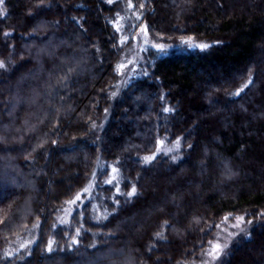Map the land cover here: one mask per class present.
<instances>
[{"label":"trees","instance_id":"trees-1","mask_svg":"<svg viewBox=\"0 0 264 264\" xmlns=\"http://www.w3.org/2000/svg\"><path fill=\"white\" fill-rule=\"evenodd\" d=\"M127 1L0 3V264H264V0Z\"/></svg>","mask_w":264,"mask_h":264},{"label":"rangeland","instance_id":"rangeland-1","mask_svg":"<svg viewBox=\"0 0 264 264\" xmlns=\"http://www.w3.org/2000/svg\"><path fill=\"white\" fill-rule=\"evenodd\" d=\"M128 1L126 4L127 6L126 8L130 9L132 5ZM119 39H120V44L123 47V57H124L121 60V64L125 65V67L121 68V72H120L122 74L121 84H123V82H126L132 74L139 71L140 67L145 61L144 54L146 53V50L148 51L154 50L157 52L160 50V48L156 46L163 45L164 46L163 51H169L170 49H172L173 46L172 44H165L161 41L158 42L154 40L144 31V26L142 22L138 24V26L132 33H129L127 31H121L119 34ZM186 41H188V43H186ZM183 44H185V46H189L190 44L199 46L202 43L200 44L192 39L190 40L182 39L179 41V43L174 45H178L179 49H183L184 48ZM113 169L110 171L109 178L111 181L117 179V171H113ZM66 212L67 211L64 212V215ZM242 221L240 219L237 220L233 219L221 223L215 232L214 239L210 243L209 247L206 249L205 254L195 264H216L218 259L225 252V250L228 248L230 243H232L233 239L235 238V235L237 236L243 233L247 234V232L249 231V227H250L248 225L249 223L244 224ZM216 243H219L222 246V251L220 252L218 258L213 259L212 256L206 255V253L210 251L213 244ZM224 245H226V247H224Z\"/></svg>","mask_w":264,"mask_h":264},{"label":"snow or ice","instance_id":"snow-or-ice-1","mask_svg":"<svg viewBox=\"0 0 264 264\" xmlns=\"http://www.w3.org/2000/svg\"><path fill=\"white\" fill-rule=\"evenodd\" d=\"M0 3H3V0H0ZM144 31L146 32L147 29L145 28ZM5 35H8V34L6 33ZM186 43H188V41H186ZM156 47H159L161 51L164 50V46H163V45H157ZM199 47H201V48H206V47H208V45H199ZM5 67H6L5 63H4L3 61H0V68H5ZM123 67H125V65H123V64H121V65L119 66V68H123ZM249 83H251V81H249ZM244 87H247V84L244 85ZM242 90H243V89H241V91H242ZM235 95H239V92L235 93ZM167 110H168V109H166V111H167ZM2 139H3V138L0 137V141H2ZM145 159L148 160V159H150V158H145ZM113 171H116V170L113 169ZM107 182H108V183H111L112 181L109 180V181H107ZM85 192H87V189H85ZM135 193H136V189H135V186H133L132 191H131L130 193H128L127 195L131 196V195H135ZM76 199H77V200L80 199V195H78ZM73 202H75V201H73ZM225 219H227V218H225ZM239 219L242 221V220H243V217H240ZM157 235H158V237L160 236V234H157ZM224 247H226V245H224ZM51 250H52V248H51V245H50V246H49V251H51ZM221 251H222V246H221L219 243H216V244H213L211 250L208 251V252L206 253V255L212 256L213 259H216V258H218V256H219V254H220Z\"/></svg>","mask_w":264,"mask_h":264}]
</instances>
